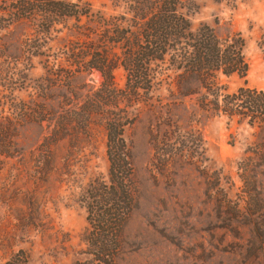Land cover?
<instances>
[{
    "label": "rangeland",
    "instance_id": "1",
    "mask_svg": "<svg viewBox=\"0 0 264 264\" xmlns=\"http://www.w3.org/2000/svg\"><path fill=\"white\" fill-rule=\"evenodd\" d=\"M65 1L105 20L122 14L108 0ZM9 5L0 0V264L18 251L28 264H96L81 239L84 196L107 181L109 121L122 124L137 191L114 264H264V127L175 99L163 77L140 101L123 100L124 70L108 88L80 56L104 45L93 18L40 33V17L19 19ZM183 6L192 30L243 40L246 75H219V86L264 92V0Z\"/></svg>",
    "mask_w": 264,
    "mask_h": 264
},
{
    "label": "trees",
    "instance_id": "2",
    "mask_svg": "<svg viewBox=\"0 0 264 264\" xmlns=\"http://www.w3.org/2000/svg\"><path fill=\"white\" fill-rule=\"evenodd\" d=\"M108 1L122 14L105 20L93 17L89 4L80 6L65 0H11L6 11L19 19L40 17L36 24L40 33L68 19L79 22L93 18L98 42L104 45L89 43L80 56L87 59L88 69L102 74L108 88L112 85L113 69L120 66L124 70L126 80L120 96L123 100L140 101L150 93L152 83L163 77L175 99L193 97L203 112L238 118L251 127H264L263 91L240 87L228 93L217 81L219 75L242 78L248 71L244 43L238 34L218 37L206 25L192 30L182 11L183 0ZM4 10L0 6V14ZM109 47L119 50L113 62L107 60ZM125 149L122 124L107 122V181L91 182L84 196L87 225L81 239L96 264H114L122 249V229L137 206L136 186ZM4 264H28V258L18 251Z\"/></svg>",
    "mask_w": 264,
    "mask_h": 264
}]
</instances>
